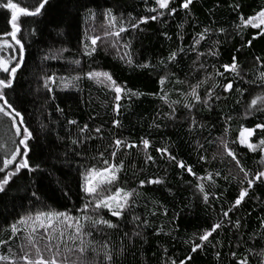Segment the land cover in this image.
Listing matches in <instances>:
<instances>
[{
  "label": "trees",
  "instance_id": "trees-1",
  "mask_svg": "<svg viewBox=\"0 0 264 264\" xmlns=\"http://www.w3.org/2000/svg\"><path fill=\"white\" fill-rule=\"evenodd\" d=\"M19 2L22 6L27 7H32L35 4V0H19ZM180 2L181 0H176V6ZM236 2L241 3L240 11L245 17L254 14V11H258L259 7L264 5V0H196L191 6L194 19L200 22V27L195 31H200L203 26L209 25L208 13L213 10L211 19L215 20V23L211 24V27H223L232 33L220 46L219 58H207L209 73L213 72L212 64L223 71L220 65L230 64L235 49L241 46V36L236 35L233 31V25L238 23V17L228 7L229 4ZM217 4L218 8L215 7ZM150 6H154L151 0L148 4H145L143 0H50L41 17L21 18L22 27L36 28L37 35L24 41L26 44L25 65L17 74V81L14 85L15 92H9L8 95L14 102V106L23 110L27 123L36 135L34 151L30 153V163L33 165L42 164L45 168H51L54 173L53 176H47V174L40 176L36 184L42 189L38 195L42 196L48 208L64 211L66 207H71L72 201L64 197L59 190L61 186L77 204L80 203L77 199V168L97 164V160H94L93 157H98V153L105 149L108 150L105 152V157L111 159L112 148L109 145L114 139H126L139 144L141 137L148 138L151 141L148 152L156 159V163L148 166L144 164L142 147L119 152L115 162L124 161V171L120 173V184L126 188H134L138 186L141 179L165 177L166 186L172 189L174 195H169L165 186L160 185H150L144 189H138L140 206L136 211L142 216H148L153 227L158 228L163 225L164 231L171 232L175 239L166 236L154 237L152 235L153 228L150 227L146 232L147 243L141 245V242L137 240L136 249H134L135 260L131 255H128L126 264H164L169 256L176 259L179 264V260L183 259L190 251L192 242H199L198 236L222 218L221 209L227 210L238 195L239 176L236 180L232 178L237 176L238 170L233 166L231 175H229L228 161L230 158H225L224 162H221L218 155L215 160L212 157L222 151L217 147L216 141L223 135L226 116L233 117L229 122V140L235 139L239 135L241 125L254 127L255 123L264 119V114L261 113H257L256 116L249 119L243 118L245 106L250 103V100L257 95H264V81L259 79L260 72L264 71V67H261L264 65V37H258L252 41L251 47H245L242 52L235 53L245 79L256 82L243 84L237 81L234 83V89L237 86L247 89L244 96L241 97L233 91L228 94L226 102H218L213 106L211 112L201 109L199 113H196L198 125L203 124L205 127L197 126L192 133H189L188 120L185 118L187 112L182 107L183 97L181 96V93L189 91L188 83L177 84L174 81L178 77L181 80L195 83L203 78L204 73L202 72L195 73V75L190 72V68L194 67L192 60L195 58V54H182L178 57L179 66L172 69L176 76L172 77L171 82L165 85L169 99L181 101V104L175 106L177 108L175 121L169 120L164 115L170 113L171 109L159 99L161 86L158 83L159 76L163 75L165 71L159 61L166 60L170 51L177 50L181 43L177 38V33L181 31L178 25L185 19H189L183 11H178L175 17L165 16L162 21H149V23L141 25L142 32L129 31L122 34L121 42H131L133 66H128L119 59V55L125 51L123 48L118 53L116 49L103 42L98 43L100 47L94 57L88 58L82 55L80 41L84 39L85 33L91 35L94 25L104 23L101 13L106 7H112L117 16L122 15L127 18L131 13L132 16L139 19L142 15L152 14L146 11V8ZM88 8L97 14L95 19L89 17ZM9 15L7 10L0 9V28L4 26ZM165 31L171 39H166L162 35V32ZM257 31L251 28L245 30L243 42L251 40ZM183 32L185 35L183 46L187 48L194 35L191 23L185 24ZM220 39L224 40L225 38L220 37ZM206 46L207 42H205ZM105 47L108 48L107 52L104 51ZM205 47L200 50H205ZM64 48H67L68 51L63 52L59 59L43 60L45 55ZM256 57L261 58L260 64L256 63ZM76 59L81 61L80 67L71 63ZM145 62H150L155 67L144 69L135 66ZM90 70L109 71L118 84H126L128 88L143 93V95L139 99L133 98L131 102L122 100L121 114L117 117L112 111L113 94L93 81L82 79L78 82V89L70 88L65 91H61L57 86L53 93L54 100L42 87L40 78L44 75L56 73L57 76H74ZM185 73H189V75L186 77ZM229 79L232 77L229 76ZM213 82L226 83L227 81L223 77H215V81H209L201 87V95L205 88ZM237 99L241 103L237 104ZM57 105L64 110L62 113L56 111ZM114 119L121 121L120 128H112ZM68 120H76L78 124L68 125ZM154 122L158 123L160 127L156 128ZM41 123L47 125L44 130L40 129ZM84 124H88L90 130L101 127L103 139L97 136L96 139L89 140L87 144L75 149L81 155H75L72 151L75 146L70 143L69 132L75 138L78 128ZM259 136L260 130H257V134L251 138V142H258ZM6 139L5 130L0 128V142H4ZM208 141L214 142L209 144ZM200 144H203L204 147L200 148ZM164 147H168L178 160L192 165L197 175H205V170H207L213 173L219 171L222 176H228V180L216 177L219 187L208 189L210 192L208 205L204 204L202 198L199 197L195 187V177L178 169L174 162L169 163L166 158L160 159L156 148ZM233 147L239 153L238 158L241 159L246 169L253 173L264 170V163L260 161V152L250 153L247 149L239 146L234 145ZM200 155L206 156L210 163L198 162ZM0 157H2V153H0ZM165 169H167L166 172ZM2 175L0 174V177ZM239 175L242 176V174ZM57 178L61 181L60 185L56 183ZM27 181V175L22 174L20 178H14V182L11 184V190L16 193L15 195H12L11 192L7 196L0 194V239L8 237L10 234L9 225L18 218L17 214L24 215L29 208L27 200L23 199L26 194L18 189V186L25 185ZM205 183L207 184L206 181ZM212 192H215L220 199L215 200L211 195ZM249 196L251 199L246 197L238 212L230 213L233 221L237 217L243 218L241 222L245 241H248L253 233L264 232V229L259 226V218L264 217V185H256ZM257 196L259 199H256ZM160 205L168 209L169 216L164 217L158 214L156 217H151L149 215L151 210L158 213L163 211ZM177 213H179V219L173 225L170 221L172 216ZM113 221L115 222V218ZM177 226L178 231H173ZM132 227L129 224L125 226L124 231L131 232ZM209 239L212 243L221 241V244L217 245V249L221 252L220 260L217 261L215 258L216 249L209 245L205 247L204 251L198 250L193 254V259L188 264H230V251L236 241L232 233L227 230L219 231ZM246 247H248L247 244L245 247L237 249L238 258H242L245 254ZM259 247L260 245H257V248ZM164 248L168 249L167 254L163 252ZM0 251L6 253L7 249ZM250 264H257L256 259L250 260Z\"/></svg>",
  "mask_w": 264,
  "mask_h": 264
},
{
  "label": "snow or ice",
  "instance_id": "snow-or-ice-1",
  "mask_svg": "<svg viewBox=\"0 0 264 264\" xmlns=\"http://www.w3.org/2000/svg\"><path fill=\"white\" fill-rule=\"evenodd\" d=\"M49 2L50 0H35L34 6L27 7L22 6L19 0L17 2H14V0H0V9L7 10V13L10 14L7 16L4 26L0 28V128H3L7 135V139L0 142V153H2V157H0V174H3L0 177V194L7 196L11 192L12 195H15L16 193L11 190L14 178H20L22 174H26L28 177L27 183L18 186V189L26 194L23 199L27 200L29 205L25 214H17L18 218L14 219L9 225L10 234L8 237L0 239V250L7 249L6 253L0 251V264H126L128 255H131L135 260L136 241L139 240L141 245L147 243L146 232L150 227L153 228L152 235L154 237L166 236L175 239L171 232L164 231L163 225L158 228L153 227L148 216L137 213L136 209L140 206L138 199L140 192L138 189H144L150 185H160L165 186L169 195L174 194L172 189L166 186V178L161 176L141 179L138 186L134 188L121 186L120 173L124 171V161L115 162L119 152L142 147L144 164L148 166L156 163V159L148 152L151 141L148 138L141 137L139 144L126 139H114L112 144L109 145L112 148L110 152L111 159L105 157V152L108 151L105 149V151L98 153V157H93L94 160H97V164L77 168V199L80 201L79 204L73 200L67 191H64L63 186L59 190L64 197L72 201L71 207H66L64 211L48 208L42 196L38 195L42 192V189L36 186L37 179L44 174L53 176L54 173L51 168H45L42 164L33 165L30 163V153L34 151L36 135L27 123L23 110L14 106V102L8 93L15 92L14 85L17 81V74L25 65L26 44L24 41L37 35L36 28L22 27L21 18L41 17ZM143 2L148 4L149 0H143ZM151 2L154 6L147 7L146 11L152 14L142 15L139 19L132 16L131 13L128 14L127 18L122 15L117 16L112 7H106L101 13L104 18V24L101 26L104 29V34L101 36L85 33L84 39L80 41L82 55L88 58L94 57L98 47H100L98 41H104L109 47L116 49L118 53L123 48L125 51L119 55V59L128 66H133L131 42H121L122 34L129 31L142 32L141 25L147 24L149 21H162L165 16L175 17L178 11H183L189 19H185L183 23L178 25L181 31L177 33V38L181 43L177 50L170 51L166 60L159 61V64L165 70L158 80L161 86L159 99L171 109L170 113L164 115L169 120L175 121L177 112L175 106L181 104V101L170 100L168 92L165 91V85L171 82L172 77L176 76L172 69L179 66L178 57L182 54L194 53L195 58L192 60L194 67L190 68V72L192 75L202 72L204 73L203 78L195 83L181 80L178 77L174 81L177 84L188 83L189 91L181 93V96L183 97L182 107L187 112L185 118L188 120V131L192 133L197 126L200 128L205 127L203 124L198 125L196 113H199L201 109H207L208 112H211L215 104L221 101L226 102L228 94L233 91L243 97L247 89H242L239 86L234 89V83H237V81L243 84L256 82L255 80L245 79L235 53L242 52L245 47H251L252 41L258 37H264V5L260 6L258 11H254V14L245 17L240 11L242 6L240 2L229 4L230 10L238 17V23L233 25V31L236 35L241 36L242 43L239 48L235 49V53L231 57V63L220 65L223 71L212 64L213 72L209 73L207 71V58L218 59L220 46L226 42L227 37L232 33L223 27H211V24L215 23V20L211 19L213 10L208 13L209 25L203 26L200 31H195L196 28L200 27V22L194 19L191 7L196 0H181L178 6H176V0H151ZM215 7L218 8L219 5L217 4ZM87 12L90 18H96L97 14L92 9L88 8ZM189 23H191L194 30V35L190 46L185 48L183 46L185 38L183 29L185 24ZM249 28L258 31L251 40L244 43V31ZM162 35L166 39H171L166 31L162 32ZM220 37L225 39L221 40ZM109 38L112 39L109 40ZM205 42H207L206 47ZM202 47H205V50L201 51ZM107 50L108 48L105 47L104 51L107 52ZM67 51V48L58 49L55 53L45 55L43 60L59 59L60 55ZM255 59L256 63L260 64L261 58L256 57ZM71 63L77 67L81 65L79 59L73 60ZM135 66L144 69L155 67L150 62ZM261 67H264V65H261ZM226 73L228 75H225ZM188 75L189 73H185L186 77ZM229 76L232 79H229ZM215 77H223L227 82H213L205 88L203 95H201V87L209 81H215ZM40 79L42 80L43 89L53 100L55 99L54 89L57 86L61 91H65L70 88L78 89V82L82 79L93 81L113 94L112 111L117 117L121 114L122 100L131 102L133 98L139 99L143 95V93L128 88L126 84H118L109 71L90 70L74 76H57L56 73H52L51 75H44ZM259 79L264 81V71L260 72ZM236 103L239 104L241 101L237 99ZM56 111L62 113L64 110L57 105ZM257 113L264 114V95H257L250 100V103L245 106L243 118L249 119L256 116ZM232 119V116L225 117L223 135L218 137L216 141L217 147L222 151L213 155L212 159L215 160L217 155L221 162H224L225 158H230L228 161L229 175H231L233 166L238 170L237 176L232 177L233 180H236L239 176L240 189L238 195L227 210L221 209L222 218L198 236L199 242H192L190 251L183 259L179 260V264H188L193 259V254L197 253L198 250L204 251L205 247L209 245L216 249L215 258L219 261L221 252L217 249V245H220L221 241L212 243L209 238L213 237L214 233L224 230L229 231L236 238L230 251V264H250L252 259H256L257 264H264V232L253 233L250 235V239L245 241L241 222L243 218L237 217L233 221L230 216V213L235 214L238 212L246 197L251 199L249 193L256 185H264V170L253 173L246 169L241 159L238 158L239 153L233 147L234 145L239 146L247 149L250 153L260 152V161L264 163V119L255 123L254 127L241 125L239 135L235 139L229 140V122ZM67 124L77 125L78 122L68 120ZM154 126L156 128L160 127L155 122ZM46 127L47 125L44 123L40 124L41 130ZM120 127L121 121L114 119L112 128ZM257 130H260V136L258 142L253 143L251 138L257 134ZM90 132L91 134H89ZM97 136L103 139L102 128L95 127L90 130L88 124L78 128V134L75 138L69 132L70 143L75 146L72 150L74 154L81 155L75 149L87 144L89 140L96 139ZM213 142L208 141L209 144ZM199 147L203 148L204 145L200 144ZM156 152L160 155V159L166 158L169 163L174 162L178 169L196 178L195 187L199 197L206 205L210 203L208 189L219 187L216 177L228 180V176H222L219 171L213 173L205 170V175H197L192 165L186 164L183 160H178L168 147L156 148ZM198 162L202 164L210 163L204 155L198 157ZM45 163L48 162L45 161ZM141 171H144V169H141ZM166 171L167 169H165ZM239 174H242V176ZM56 183L57 185L61 184L59 178H57ZM211 195L215 200L220 199L215 192H212ZM256 199H259V197L257 196ZM160 207L163 208L162 212L158 213L151 210L149 215L156 217L159 214L168 217V209L164 208L163 205H160ZM248 215H251V213H248ZM113 218H115V222ZM178 219L179 213L172 216L170 223L175 225ZM259 221L260 228L264 229V217H260ZM129 224L133 226L131 232L124 231L125 226ZM173 231H178V226ZM185 243H188V241H185ZM246 244L248 247L245 248V254L242 258H238L237 249L245 247ZM257 245H260V247L257 248ZM163 252L167 254L168 249L164 248ZM164 264H177V260L169 256Z\"/></svg>",
  "mask_w": 264,
  "mask_h": 264
},
{
  "label": "rangeland",
  "instance_id": "rangeland-1",
  "mask_svg": "<svg viewBox=\"0 0 264 264\" xmlns=\"http://www.w3.org/2000/svg\"><path fill=\"white\" fill-rule=\"evenodd\" d=\"M104 24V23H103ZM103 24H97V25H94L93 26V30H92V33L91 35H101L103 36L104 34V29L103 27H101ZM112 38H109V40H111ZM99 42H103L104 44L108 45L107 43H105L104 41H98Z\"/></svg>",
  "mask_w": 264,
  "mask_h": 264
}]
</instances>
